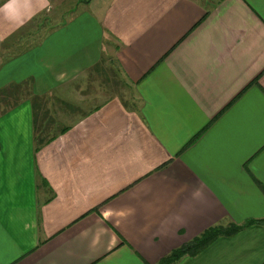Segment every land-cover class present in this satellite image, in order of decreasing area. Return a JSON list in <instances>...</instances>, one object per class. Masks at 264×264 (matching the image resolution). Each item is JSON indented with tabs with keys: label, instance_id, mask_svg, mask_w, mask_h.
<instances>
[{
	"label": "crops",
	"instance_id": "obj_1",
	"mask_svg": "<svg viewBox=\"0 0 264 264\" xmlns=\"http://www.w3.org/2000/svg\"><path fill=\"white\" fill-rule=\"evenodd\" d=\"M23 82L0 264H157L264 219V0H0V89ZM263 261L258 222L174 264Z\"/></svg>",
	"mask_w": 264,
	"mask_h": 264
},
{
	"label": "trees",
	"instance_id": "obj_2",
	"mask_svg": "<svg viewBox=\"0 0 264 264\" xmlns=\"http://www.w3.org/2000/svg\"><path fill=\"white\" fill-rule=\"evenodd\" d=\"M24 84H28V82H23L21 84H15V87L12 85L11 87H4L0 89V93L4 94L3 98L0 99L5 105V108L1 109L0 113L5 112L8 108L15 105L21 99V94L25 95L23 92L22 86ZM29 87V84L27 85ZM27 96H32L31 89L28 88ZM33 101H36V96L33 97ZM42 137L36 135L37 140H41ZM40 142H38L39 144ZM39 147V145H37ZM264 222L263 218H250L242 223H238L235 221H227V222H217L214 223L207 228H205L198 235L193 237L191 240L185 242L184 244L173 248L170 252L164 255L157 264H174L180 258L185 255H194L202 251L207 245H209L212 241H214L217 237L222 235L231 236L236 234L238 231L243 229L246 226H249L253 223ZM264 264V261L262 262Z\"/></svg>",
	"mask_w": 264,
	"mask_h": 264
},
{
	"label": "rangeland",
	"instance_id": "obj_3",
	"mask_svg": "<svg viewBox=\"0 0 264 264\" xmlns=\"http://www.w3.org/2000/svg\"><path fill=\"white\" fill-rule=\"evenodd\" d=\"M118 81V80H117ZM119 82V85H120V88H125V85L123 84V82L121 81V79L118 81ZM29 84V83H28ZM28 84H24L23 86H22V90H23V92L24 93H26L27 94V91H28ZM128 88V86H127V84H126V89ZM23 95V93L21 94V98H24V97H26L27 95ZM3 96H4V94H1L0 93V99L1 98H3ZM60 106L63 108V109H67L66 108V105L65 106H63V105H61L60 104ZM3 108H5V105L2 103V102H0V111H1V109H3ZM61 108V109H62ZM60 109V110H61ZM61 114V113H60ZM60 114H58L57 113V118L60 116ZM52 117V116H51ZM53 118V120L51 119V118H49V119H51V120H49V119H46L47 121L46 122H49V124H50V130H48V133H46L45 135H47V134H49V131H51V132H53V131H57L58 130V128H60L61 127V125L63 124L62 123V118H58V120H55V118L54 117H52ZM43 127H45V126H43ZM43 127H38V134H43Z\"/></svg>",
	"mask_w": 264,
	"mask_h": 264
}]
</instances>
